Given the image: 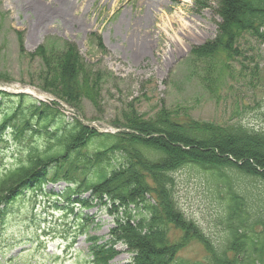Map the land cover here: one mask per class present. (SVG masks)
Listing matches in <instances>:
<instances>
[{"label": "trees", "instance_id": "trees-1", "mask_svg": "<svg viewBox=\"0 0 264 264\" xmlns=\"http://www.w3.org/2000/svg\"><path fill=\"white\" fill-rule=\"evenodd\" d=\"M218 6L217 35L186 60L190 75L217 103L228 87L246 84L248 39L264 41V0H218ZM17 37L24 56L23 36ZM29 57L40 61L41 91L78 114L85 102L100 106L104 73L91 69L75 45L51 40ZM55 106L0 91V143L12 141L23 155L0 171V232L20 199L63 182L67 187L56 196L67 205L87 210L100 205L119 214L105 244L125 246L132 254L129 264H264V190L256 197L238 182L245 178L264 187V128L242 120L228 125L197 120L167 107L147 116L131 102L113 122L119 132L108 134L77 117L66 123ZM187 169L206 175L222 204L221 243L180 207L177 175ZM172 230L181 232L175 243ZM194 240L207 253L204 262L178 255ZM92 250L90 264H108L100 257L103 246Z\"/></svg>", "mask_w": 264, "mask_h": 264}, {"label": "rangeland", "instance_id": "rangeland-1", "mask_svg": "<svg viewBox=\"0 0 264 264\" xmlns=\"http://www.w3.org/2000/svg\"><path fill=\"white\" fill-rule=\"evenodd\" d=\"M38 5L0 0V89L7 93L55 101L66 123L78 117L101 132L117 131L113 122L131 102L147 116L167 107L197 120L222 125L242 120L254 129L264 128V41L248 39L246 84L228 87L219 103L190 75L192 66L186 60L191 50L217 35L218 0H72L68 21L56 18L46 23L41 22ZM18 32L23 36L24 56L19 53ZM51 40L75 45L91 69L104 73L98 108L85 102L78 114L61 98L38 88L40 61L29 54ZM12 143H0V171L23 160ZM238 182L256 197L264 190L245 178ZM65 187L63 182L46 185L10 209L0 232V264H90L95 244L106 252L100 253L103 262L129 264L132 254L125 246L105 244L119 214L100 205L89 210L67 205L56 196ZM177 196L186 216L216 243L223 242L222 204L210 179L196 170L182 171L177 175ZM85 224L87 233L82 234ZM180 237V231L172 230V243ZM178 255L190 262L207 259L196 240Z\"/></svg>", "mask_w": 264, "mask_h": 264}, {"label": "bare ground", "instance_id": "bare-ground-1", "mask_svg": "<svg viewBox=\"0 0 264 264\" xmlns=\"http://www.w3.org/2000/svg\"><path fill=\"white\" fill-rule=\"evenodd\" d=\"M71 1L72 0H28V3L34 8L39 4L38 10L43 16L41 22L44 21V23H46L47 21L56 20V18H61L65 22L68 21ZM184 30H186V28ZM191 32L195 34V31L192 30ZM143 49L144 47L139 48V50H137L138 53Z\"/></svg>", "mask_w": 264, "mask_h": 264}]
</instances>
